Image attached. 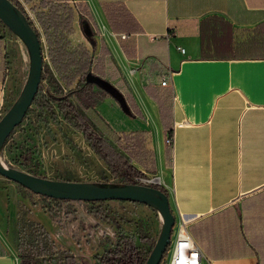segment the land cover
I'll list each match as a JSON object with an SVG mask.
<instances>
[{
	"label": "crops",
	"instance_id": "1",
	"mask_svg": "<svg viewBox=\"0 0 264 264\" xmlns=\"http://www.w3.org/2000/svg\"><path fill=\"white\" fill-rule=\"evenodd\" d=\"M68 3L74 14L70 44L92 51L91 37L95 56L101 40L110 82L126 97L131 114L121 112L127 120L125 129L115 127L116 138L141 139L139 163L132 164L166 190L175 220L187 223L199 249L198 264H264V57L202 58L198 28L212 15L227 21L231 43L215 53L229 46L232 51L264 22V0ZM118 6L138 30H112L106 9ZM212 47L209 43L207 52ZM12 62L0 38V116L13 91ZM166 72L167 84L161 86ZM167 129L172 145L165 143ZM3 196L0 189V201ZM27 206L30 220L34 209L42 210L35 198ZM0 264H19L1 232Z\"/></svg>",
	"mask_w": 264,
	"mask_h": 264
},
{
	"label": "trees",
	"instance_id": "2",
	"mask_svg": "<svg viewBox=\"0 0 264 264\" xmlns=\"http://www.w3.org/2000/svg\"><path fill=\"white\" fill-rule=\"evenodd\" d=\"M10 1L25 15L36 32L41 45L38 30L18 0ZM68 1L41 0L42 9L35 12L36 21L45 38L47 57L51 67L43 62L39 86L31 104H36L41 111L49 113H53V106L56 105L72 125H77L76 111L72 109V101L80 110H91L98 115L97 105L104 98L110 97L117 103L123 114L130 115L125 95L115 84L110 82L112 74L108 72L106 66L105 56L108 52L104 48L103 42L99 41V48L95 56L92 54L95 45L91 37L89 40L92 51L81 44L73 46L70 44L68 37L72 33L74 14ZM106 11L112 30L116 32L138 30L134 18L122 6L115 9L112 7L106 9ZM1 26L3 27L2 24ZM198 28L200 57L202 58L264 57V22H260L249 29V35L232 51L229 46L221 54L215 53V50H217V47L220 48L221 44L225 48L226 43H231V25L221 17L212 15L200 20ZM0 38H3V36L0 35ZM209 43L213 45L211 53L207 52ZM44 80L46 84L41 88ZM102 82H106L118 92L123 99V104L119 103L110 91L102 86ZM31 104L27 111L30 110ZM9 106L10 104L4 108L3 112ZM66 108H69V110L65 111ZM75 127L83 132L84 141L98 159L103 162L110 176L118 179L117 183H100L98 185L138 184L134 178L145 176V172L140 171L132 164V160L138 162L136 153L142 142L138 136H130L129 134L121 138L118 137L117 140L123 141V144L120 143V146H118L119 142L117 141L118 145L116 143L117 147H114L100 133L88 131L83 125L82 127L79 125ZM12 132L5 139L4 144L10 138ZM170 134L171 130L167 129L166 135L170 137ZM134 149L136 150L133 153ZM28 156L29 154L26 155V157ZM32 175L36 174L32 173ZM151 186L158 188L167 195L163 187L154 186L153 184ZM33 195L39 198L38 203L48 214L53 213L54 205H56L55 209L59 211L60 208L57 205L68 201ZM87 202L96 204L103 201ZM88 212L101 222H110L115 229L113 233L114 240L109 241L100 253L92 256L94 264H144L155 241L154 238L148 236L141 227L135 224L139 244L147 246V249H143L135 243L134 236L125 233L119 223L107 212L93 205L89 207ZM17 234L18 241L14 250L19 264H78L74 254L69 250L58 248L45 228L34 220L20 222ZM159 264H163V262L160 261Z\"/></svg>",
	"mask_w": 264,
	"mask_h": 264
},
{
	"label": "rangeland",
	"instance_id": "3",
	"mask_svg": "<svg viewBox=\"0 0 264 264\" xmlns=\"http://www.w3.org/2000/svg\"><path fill=\"white\" fill-rule=\"evenodd\" d=\"M18 2L40 34L42 64L45 62L50 66L45 38L35 18V12L40 9L39 0ZM0 35L3 36L6 54L15 67L13 91L6 99V103L11 104L25 82L28 55L21 41L6 27H2L1 22ZM45 84L44 80L41 88ZM71 104L72 109L76 111L77 125L81 127L83 125L88 131L100 133L114 147H117V141L118 146L120 143L123 144V141L117 140L118 133L114 131L116 126L125 129L124 123L127 118L122 115L116 102L109 100L97 105V111L102 118L91 110H80L74 101ZM64 110L67 111L69 108ZM52 112L41 111L39 106L31 104L30 110L26 111L21 122L2 146L0 162L6 167L49 179L96 184L117 183L118 179L110 176L103 162L89 149L84 141L83 132L75 127L77 125H72L56 105L53 106ZM114 112L117 115H114ZM145 176L152 177L150 174ZM0 181V189L4 192L0 201V232L8 245L15 249L18 241V224L30 220L27 205L32 206L33 198L38 201L39 198L2 176ZM153 185L158 186L156 183ZM91 205L107 212L125 233L134 236L135 243L143 249H147V246L139 244L135 224L148 236L154 239L158 236L161 221L156 210L129 201L105 200L102 203L90 204L86 201L68 200L57 205L59 211L54 205L52 214H48L42 208L43 211L34 209L31 219L45 228L58 248L72 252L78 264H94L92 256L100 253L109 241L114 240L115 229L110 222H101L89 213ZM166 258L165 252L161 258L163 264H166Z\"/></svg>",
	"mask_w": 264,
	"mask_h": 264
},
{
	"label": "water",
	"instance_id": "4",
	"mask_svg": "<svg viewBox=\"0 0 264 264\" xmlns=\"http://www.w3.org/2000/svg\"><path fill=\"white\" fill-rule=\"evenodd\" d=\"M0 22L24 45L28 55V71L25 82L16 98L0 116V153L5 139L21 122L37 92L41 70L42 51L36 32L25 15L10 0H0ZM102 86L123 104L122 97L106 82ZM0 176L29 192L54 199L71 201H129L141 203L156 210L161 224L157 238L144 264H159L171 241L175 217L168 196L153 186L142 184L98 185L92 182L49 179L32 175L0 162Z\"/></svg>",
	"mask_w": 264,
	"mask_h": 264
},
{
	"label": "built area",
	"instance_id": "5",
	"mask_svg": "<svg viewBox=\"0 0 264 264\" xmlns=\"http://www.w3.org/2000/svg\"><path fill=\"white\" fill-rule=\"evenodd\" d=\"M125 34H120L119 38L124 39ZM181 52L182 49H179ZM169 72L160 76L159 84L165 86L168 81ZM165 143L172 145V135L165 139ZM134 180L138 184L149 185L153 183L158 184V179L155 176L152 177H135ZM167 264H198L200 259V252L197 246L192 241L188 231L187 223L185 221H176L172 228L171 241L166 250Z\"/></svg>",
	"mask_w": 264,
	"mask_h": 264
}]
</instances>
